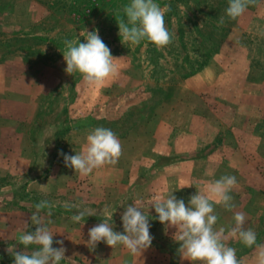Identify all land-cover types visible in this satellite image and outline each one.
<instances>
[{
	"label": "rangeland",
	"instance_id": "obj_1",
	"mask_svg": "<svg viewBox=\"0 0 264 264\" xmlns=\"http://www.w3.org/2000/svg\"><path fill=\"white\" fill-rule=\"evenodd\" d=\"M129 2L0 0V264H13L10 245L36 247L17 238L35 230L30 216L41 200L56 205L40 216L63 240L60 264H189L152 198L173 191L187 205L226 174L237 179L235 208L214 204L215 228H225L241 264H255V246L229 230L242 212L264 243V0L235 20L225 14L228 0H155L170 5L165 26L174 36L165 47L121 43L115 19ZM94 29L117 58L116 73L100 84L67 74L62 55L64 38L83 43ZM95 127L117 135L122 155L81 176L58 153L79 154ZM63 202L94 215L75 223ZM137 202L154 237L141 256L122 245L87 246L88 230L111 213L122 233L124 207Z\"/></svg>",
	"mask_w": 264,
	"mask_h": 264
},
{
	"label": "clouds",
	"instance_id": "obj_2",
	"mask_svg": "<svg viewBox=\"0 0 264 264\" xmlns=\"http://www.w3.org/2000/svg\"><path fill=\"white\" fill-rule=\"evenodd\" d=\"M254 0H228L225 14L235 20L242 16ZM170 11V5L161 7L155 0H130L123 6L122 15L116 17L118 34L121 43L138 45L148 41L157 47H165L172 43L174 34L165 26V14ZM223 24V19L220 21ZM84 42L76 38H64L62 44L65 72H78L84 81L90 84H100L112 77L117 69L110 48L98 35V29L84 31ZM195 55V54H194ZM42 88V87H41ZM63 156L65 167L74 170L81 176L89 175L94 169L105 165H115L122 155V145L117 135L109 128L95 127L86 135V144L79 154ZM237 185L234 175H222L209 182L202 192H196L189 198L187 205L172 192L157 194L150 204L154 209L156 219L161 224L176 229L173 238L178 243L177 251L189 264H241L237 258L236 249L228 246L225 240V228H215L218 216L214 212V204L222 205L226 210L235 208L230 195ZM183 187H191L186 185ZM181 187V188H183ZM139 202L128 204L121 214L123 232L113 230L112 215L88 230L87 246L94 249L104 242L112 249L117 245L124 246L132 255L141 254L151 247L154 237L150 234L148 211L145 213ZM53 203L41 200L34 205L35 211L30 220L35 230L23 231L17 238L18 244L24 249L36 246L28 252L16 251V245H10L7 252L13 258V264H60L65 259L66 248L63 240H53L54 233L40 216L47 209V215H52ZM62 207L69 212L76 210L71 220L79 223L86 216L94 213L88 209L80 210L73 203L63 202ZM149 208V207H148ZM148 210V209H147ZM234 226L229 232L244 246H255V264H264V243H257V233L252 228H246V217L242 212L234 214ZM111 223H110V222ZM60 247H53V244Z\"/></svg>",
	"mask_w": 264,
	"mask_h": 264
}]
</instances>
